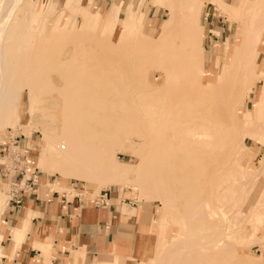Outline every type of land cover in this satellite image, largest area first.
<instances>
[{"label":"rangeland","instance_id":"374dc122","mask_svg":"<svg viewBox=\"0 0 264 264\" xmlns=\"http://www.w3.org/2000/svg\"><path fill=\"white\" fill-rule=\"evenodd\" d=\"M177 1L163 0L156 6V0H105L100 6L97 0H21L3 34L0 143L9 145L10 152L22 144L25 179L47 178L53 187L47 185L49 189L70 197L74 184L90 203L101 193H118L148 216L137 232L145 237L128 256L103 249L90 264H218L197 251L173 256L184 243L215 236L217 231L203 233L200 223L209 208L205 199L210 190L223 187V202L212 201L215 210L222 209L219 204L224 208L243 203L245 198L238 196H253L250 204L264 202V130L259 129L264 110L260 119L257 110L264 72L255 92L240 101L248 87L240 91L244 83L238 55L245 46L240 42L232 49L238 25L232 21L233 8L242 7L245 0H185V8L193 12L189 36L182 27L162 34L169 19L167 7ZM14 2L0 0V21L2 11ZM150 8L157 14L151 20ZM143 13L141 23L150 28L140 27L139 32L155 43L145 41L144 35L137 38L133 31V21ZM207 13L224 27L214 32L219 41L209 46ZM248 21L243 18L238 25L240 41L247 36ZM164 45L174 52L172 64L153 58V53L163 58ZM259 51L258 69L264 61V35ZM169 68L175 73L168 74ZM234 83L240 84L233 88ZM203 128L211 133L209 138ZM11 138L17 139L12 145ZM72 141L96 148L95 157L110 151L115 164L111 175L97 164L94 153L83 159L96 170V181L103 176L97 187L80 174L71 176L69 169L61 173V147ZM236 146L242 147L238 154ZM51 156L58 159L56 169L49 168ZM1 160H10L7 152ZM157 178L162 180L159 185ZM11 180H1L0 211L10 199ZM238 220L231 238L237 256L245 263L253 259L264 264V244L244 229L246 216ZM185 221L189 229H184ZM72 255L76 264H83L84 251L73 250Z\"/></svg>","mask_w":264,"mask_h":264},{"label":"crops","instance_id":"0c3cea01","mask_svg":"<svg viewBox=\"0 0 264 264\" xmlns=\"http://www.w3.org/2000/svg\"><path fill=\"white\" fill-rule=\"evenodd\" d=\"M97 1L104 6L105 0ZM210 16L207 13L204 24L209 33L208 46L219 41L214 32L224 30L218 25L219 19ZM147 17H157L154 8L148 10ZM4 148L0 143V157ZM1 163L4 162L0 161V185L5 179L18 181L17 173L8 172ZM47 185L52 187L47 178L39 181L37 175L31 187L19 191L20 203L8 200L1 209L0 264H76V255L71 256L73 250L84 251L80 260L90 264L103 249L126 257L144 239L137 232L141 233L148 216L118 193H108V204L99 205L83 199L74 184L70 185L75 192L71 197Z\"/></svg>","mask_w":264,"mask_h":264},{"label":"bare ground","instance_id":"6f19581e","mask_svg":"<svg viewBox=\"0 0 264 264\" xmlns=\"http://www.w3.org/2000/svg\"><path fill=\"white\" fill-rule=\"evenodd\" d=\"M184 1L185 0H179V1H177L176 4H170L169 3V5L167 7V11L169 12V19L167 21L166 28L162 31V34L175 33L178 31V29L180 27H182L183 33H186L187 36H189L190 30L192 28V22L193 21H192L191 16H192L193 12H192V10H187L185 8V2ZM20 2H21V0H16V2H14L9 7H7L6 10L2 11L3 17H2V20L0 21V76H1V69H2L1 68V58L3 56V49H2L3 34H4L5 30L7 29L8 23L11 20V16L13 15L16 8L19 6ZM161 3H163V0H156L155 4L157 6V5H161ZM20 5H21V3H20ZM251 8H255V11L257 9L260 11H259V13L253 12L251 14L249 12V10ZM2 9H4V8H2ZM143 15H144V13L141 15L140 18H137L136 20L133 21L134 27L136 26V30H133V31L137 32L136 33V34H138L137 38H139V39L142 38V35H144L142 32L140 34V32H139L140 27H142V31H148L150 28L148 23H141V19H142ZM246 17L249 18V21H248V23L246 25V29H245L247 36L244 39V41H240V39H239L240 33L238 31V25L243 20V18H244V20H246ZM232 21H234L236 24H238L237 28L234 32L235 38L233 41L232 49L236 45H238L240 42H243V44L245 46V49H243L241 51V54L238 55L239 64L241 65V68H243L242 69L243 70V73H242L243 76L241 79V83L242 84L244 83L243 85H241L242 90L240 89V91L244 92V90H245V92L242 93V98H240V101H241V99H243L246 95L250 96L252 92H255V88H256L257 84L259 83L260 80H262V77H261L262 71L264 72V64H261L260 68L258 69V63L260 61L259 60V57H260L259 49H260V44L262 42V38L264 35V0H262L261 3H258L256 0H245L242 7L238 4H235V6L233 8V19H232ZM196 28L197 27H195V29ZM198 29L200 30L203 28L198 27ZM144 39H145V41H151L154 43L156 42V40H152V37H149L148 34L144 35ZM190 40H191V38H190ZM163 47H164L163 58L161 57V60H160V58H158L157 53H153V58L157 62L165 60L169 64H172L174 62V59H175L174 52L167 45H164ZM224 52H226V47H225ZM186 53H188V52H186ZM192 70H190V72ZM174 71H175L174 69L169 68V70L167 72H168V74L171 75V74L175 73ZM201 79H202V72H201ZM170 81H171V79L168 82H170ZM252 81H253V83H251ZM166 84H167V82L165 83V85ZM237 84H240V83H234L232 85V87L236 88L235 86H237ZM243 86H248V87H246V89L243 90ZM241 92H240V94H241ZM261 95H262L261 100L257 101L258 119H260V115L262 114V112L264 110V92L261 93ZM116 106H118V105L114 104L112 107H116ZM0 121H1V119H0ZM259 125H260L259 129L264 130V125L262 123H260ZM204 126L206 127L207 124L202 125V127H204ZM203 131H205V137L209 138L211 133L208 131V129L203 128ZM208 144H209L208 149H211L212 145H213L212 141L209 140ZM87 145H88V143L75 144V141H72L71 143H69V142L63 143V146L61 147L60 154L63 155L62 158H64L65 161H63V164L60 168V171L63 174L67 171V169H69V171H70L69 174H71V176L76 175V174H80L82 177L86 178L90 184H93L97 187L98 183L100 184V182L102 181L103 176L101 178H99L98 181H96L95 180L96 170L92 167V165L85 164V162H83V159L85 157H88V155L91 152L94 153V151L96 150V148H93L94 150H91L90 148L87 149V147H86ZM75 146L78 149H74ZM15 147L17 148V145H15ZM241 149H242V147L236 146L234 148V151L236 154H238V153H240ZM109 152L110 151H106V152L102 153L101 155H96V157H95V153H96L95 152L94 158L96 160H98L97 164L101 163V165H102L101 167H103V169H105L106 171L109 170V172H110L109 174L111 175L112 169L114 171L115 164H114L113 159L111 158V155ZM57 160L58 159L56 157L51 156V158L49 159V164H50L49 168L56 169V167L58 166ZM234 161H235L234 159H231L230 165L234 164L235 163ZM63 168H64V170H63ZM226 173H230V171L226 172ZM222 174L224 175V173H222ZM116 175H119V174L117 173ZM116 175H114V177ZM121 175H122V171L120 172V177H121ZM96 177H98V174ZM108 179H109V177H108ZM157 179L158 180L155 181L156 185L161 184L162 180H159V178H157ZM223 182H220V185H224ZM225 185H226V181H225ZM210 191H212V192L205 199V201H207V207H209V208L206 211L207 214L205 215V219L202 220L200 223H201V226L203 227L202 228L203 233H211L213 231H217L215 236H212L208 239L205 236H201L200 241H198V242H195L193 244H188V243L185 244L184 243L179 248L177 254H176V252L173 253V256L178 255V254H182L186 251H188L190 254H193L194 251H197L198 254L204 255L209 260H214L218 264H234V262L237 263L238 260H239V263L241 262V264H255L256 260H253V259H249L248 263H245L244 261L240 260V258L237 256L236 250L232 247V245H233L232 241H234V239H232V241H231V238H233L235 236V233L237 232V230H235V229H237L236 225L238 224L237 223L238 218L240 220V216L244 215V216H246V221L248 222V223H246L244 229L247 230L248 235H251V236L253 235L252 238H254V239L256 236L257 241L259 239L260 242L264 244V234L256 235L259 233V231L261 230V228L264 225V211H263L264 210L263 209L264 208V202H262V201L259 203L258 202H256V203L252 202L250 204L251 200H249L248 198H252L253 197L252 195H250L252 197L238 196L239 200L242 199L243 197L245 198L243 203H241V204L232 203V204L226 205V207H224V208L222 207V204H219L218 206L222 209H216L215 210V209H213V207L215 205L213 204L212 201L216 200V201L223 202V198H224L223 197L224 195L222 196L223 187L222 188L218 187L217 189H211ZM213 191H215V193ZM226 191H228V189ZM157 194L161 195L159 190L157 191ZM261 197L263 199L264 194ZM240 221H239V223H240ZM243 224H245V223H243ZM238 227H239V224H238ZM242 227H243V225H242ZM184 229H189V224L186 223V221H185ZM246 235H245V237H251V236H248V235L246 236ZM236 239H237V237H236ZM161 244H162V240L160 241L159 246L161 248L160 250H163V244L162 245ZM161 264H164V262L162 261Z\"/></svg>","mask_w":264,"mask_h":264},{"label":"built area","instance_id":"2783aa9c","mask_svg":"<svg viewBox=\"0 0 264 264\" xmlns=\"http://www.w3.org/2000/svg\"><path fill=\"white\" fill-rule=\"evenodd\" d=\"M17 141L16 138H11V145L14 144V142ZM24 147L17 144V148L12 149L10 152V146H5L4 149H6L7 156L10 157V162H4L1 163L4 169H6L8 172L13 171L16 172L19 176L18 181H12V190L10 192V199L13 200L15 203L21 202V197L18 196L19 191H23V188L31 187L33 182L37 179V175H34L33 177H28L25 179L26 175V157L24 155ZM3 150V156L6 153ZM95 202L99 205H107L108 204V196L107 193H101L98 199L95 200Z\"/></svg>","mask_w":264,"mask_h":264}]
</instances>
